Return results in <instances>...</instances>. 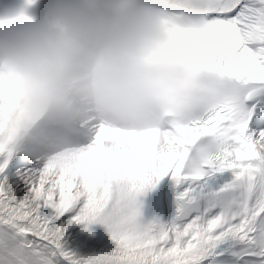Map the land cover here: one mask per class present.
Listing matches in <instances>:
<instances>
[{"label": "snow or ice", "instance_id": "6c2138e0", "mask_svg": "<svg viewBox=\"0 0 264 264\" xmlns=\"http://www.w3.org/2000/svg\"><path fill=\"white\" fill-rule=\"evenodd\" d=\"M165 7L222 15L175 29L185 84L162 128L101 125L30 155L0 108V264H264V0ZM163 177L172 211L145 220L140 197ZM94 223L115 247L81 254L68 230Z\"/></svg>", "mask_w": 264, "mask_h": 264}, {"label": "clouds", "instance_id": "9594fccd", "mask_svg": "<svg viewBox=\"0 0 264 264\" xmlns=\"http://www.w3.org/2000/svg\"><path fill=\"white\" fill-rule=\"evenodd\" d=\"M203 15L161 0H0V108L16 147L59 150L101 125L162 128L185 84L173 33Z\"/></svg>", "mask_w": 264, "mask_h": 264}, {"label": "bare ground", "instance_id": "6f19581e", "mask_svg": "<svg viewBox=\"0 0 264 264\" xmlns=\"http://www.w3.org/2000/svg\"><path fill=\"white\" fill-rule=\"evenodd\" d=\"M19 6L38 4L41 0L28 2L26 0H11ZM169 177H163L154 188L147 190L141 197L142 203L149 204L148 216L151 219L155 215V210L160 213L161 219H167L172 211V187ZM70 246L81 254L108 252L115 247L107 229L103 224L97 223L94 230L79 224H73L68 230Z\"/></svg>", "mask_w": 264, "mask_h": 264}, {"label": "rangeland", "instance_id": "374dc122", "mask_svg": "<svg viewBox=\"0 0 264 264\" xmlns=\"http://www.w3.org/2000/svg\"><path fill=\"white\" fill-rule=\"evenodd\" d=\"M146 207L148 208V211H149V204L148 203H146V204L142 203V209H141V211H142L143 219L148 220L149 219V216H148V211H147ZM155 215H156V217H160V213H159L158 210H155ZM96 224L97 223H94V224H91V225H87V226L86 225H83V224H79V225H82L84 227H87L91 231H93L94 228H95V226H96Z\"/></svg>", "mask_w": 264, "mask_h": 264}]
</instances>
